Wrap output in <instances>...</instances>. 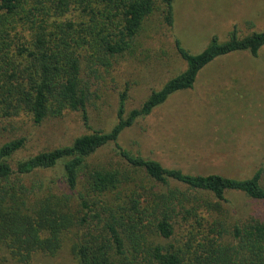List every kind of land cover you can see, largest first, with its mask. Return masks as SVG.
Wrapping results in <instances>:
<instances>
[{"label":"trees","instance_id":"16d2710c","mask_svg":"<svg viewBox=\"0 0 264 264\" xmlns=\"http://www.w3.org/2000/svg\"><path fill=\"white\" fill-rule=\"evenodd\" d=\"M160 1L165 23L172 27L175 0ZM156 7V0H0V118L26 113L40 125L64 111H79L87 123L89 83L82 80L83 62L90 60L94 74L97 67H113L135 50ZM71 10L83 14L81 24L51 21ZM18 18L35 27L29 44L13 36ZM263 46L264 31L240 37L236 27L228 40L214 37L196 55L176 38L186 70L129 113L127 90L122 92L117 122L109 131L80 135L70 145L14 165L25 139L5 142L0 147V247L26 261L35 253H56L72 233L80 264H264V216L233 213L232 219L225 209L231 192L264 201V162L246 179L191 174L119 143L139 118L173 93L192 88L210 62L238 51L256 56ZM111 144L119 160L98 164L93 156ZM59 163L61 179L28 180ZM181 220L191 230L183 246L172 242Z\"/></svg>","mask_w":264,"mask_h":264},{"label":"rangeland","instance_id":"374dc122","mask_svg":"<svg viewBox=\"0 0 264 264\" xmlns=\"http://www.w3.org/2000/svg\"><path fill=\"white\" fill-rule=\"evenodd\" d=\"M156 1V10L135 40L134 51L121 56L110 69L97 67L95 74L90 60L83 62L82 80L89 83L87 123L79 111H64L40 125L26 113L0 118V147L13 139H25L24 147L12 159L13 165L39 152L70 145L80 135L109 131L117 122L119 96L126 90V113L141 107L153 90L186 70L187 63L175 47L176 38L185 50L196 55L214 37L220 42L228 40L235 27L240 37L264 31V0H175L172 27L165 23L164 5ZM66 19L79 25L84 16L71 10L65 16H53L51 21ZM15 25V39L29 44L35 33L33 23L18 18ZM93 60L98 61V55ZM119 143L134 154L186 173L251 177L264 162V46L256 56L238 51L210 62L200 70L192 88L173 93L150 115L139 118L124 130ZM93 159L109 164L119 157L111 144ZM62 175L59 163L28 180L49 182ZM227 197L225 209L230 218L233 213L264 216V201L239 192ZM190 231L189 224L179 221L172 242L185 245ZM73 245L70 233L56 253H35L26 261L1 246L0 264H80Z\"/></svg>","mask_w":264,"mask_h":264}]
</instances>
